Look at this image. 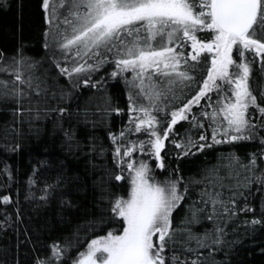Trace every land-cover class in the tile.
<instances>
[{
	"label": "snow or ice",
	"instance_id": "1",
	"mask_svg": "<svg viewBox=\"0 0 264 264\" xmlns=\"http://www.w3.org/2000/svg\"><path fill=\"white\" fill-rule=\"evenodd\" d=\"M42 7L46 59L55 75L47 69L37 75L40 62L23 52L8 57L0 51V73L10 76L0 80V98L19 105L16 112L35 111L36 118L71 116L61 105L76 89L99 91L108 79H123L127 108L105 95L104 106L95 109L101 115L93 124L107 128L110 143H93L90 150L110 152L114 165L96 182L98 203L107 206L89 230L103 234L81 241L77 228L53 240L34 264H215V254L229 243L228 223L253 212L254 188L264 193V86L257 93L251 83L254 65L264 73V0H42ZM106 65L111 71L94 79ZM60 78H66L64 85ZM34 97L37 107L26 109L24 100L31 104ZM51 99L56 107L47 106ZM89 112L86 105L75 114L87 121ZM112 113L128 118L118 131L111 129ZM181 121L188 128L177 138ZM57 123L71 141L74 130ZM166 141L185 157L237 141L257 147L246 159L235 151L221 155L199 179H185L178 168L168 170ZM20 147L5 145L12 152ZM149 161L167 175L158 179ZM43 163L33 166L24 199L38 208L57 203L63 219V211L75 207L72 193L63 174L37 187ZM0 175L6 176L0 227H7L8 208L19 201L11 194L14 172L6 162ZM182 202L185 214L176 224L173 213ZM260 212L244 222L264 224V198Z\"/></svg>",
	"mask_w": 264,
	"mask_h": 264
},
{
	"label": "trees",
	"instance_id": "2",
	"mask_svg": "<svg viewBox=\"0 0 264 264\" xmlns=\"http://www.w3.org/2000/svg\"><path fill=\"white\" fill-rule=\"evenodd\" d=\"M45 15L42 0H0V51L8 57L23 52L25 56L40 62L37 75L46 69L50 75H55V69L51 68L50 61L46 59L47 50L44 47L45 30L48 28ZM253 67L251 83L258 93L260 87L264 86V73L256 70L258 65ZM106 71H111L107 65L94 79L104 76ZM197 76L199 78L200 74L197 73ZM9 78V74L0 73V80ZM48 82L53 83L51 79ZM65 82L66 78L59 79L60 85ZM2 90L3 86L0 85V91ZM105 95L112 98L114 105L127 108V90L123 79H108L104 88L99 91L89 88L76 89L72 99L65 100L61 105L69 107L71 116L66 113L60 117L58 113H49L36 118L35 111L31 114L16 112L15 109L19 105L11 99L0 98V168L4 162L12 168L14 179L10 183L11 194L19 201L8 208L11 213L8 226L0 227V264H34L35 258L44 255L53 240H62L77 228L80 229L81 241L91 239L94 234H103L99 229L95 232L89 230L90 222L99 217L102 206H107L106 202L98 203L101 193L96 187V182L102 176L106 178V170H111L114 165L110 152L100 155L98 150L93 152L90 149L93 143L105 147L110 143L107 128L100 123L95 126L93 124V121L100 120L101 114L95 109L97 105L104 106ZM36 99L38 98L34 97L31 104L25 99L24 107L36 108ZM86 105L90 109L87 121L82 115L77 118L75 114L77 108L82 111ZM47 106L56 107V100L51 99ZM108 119L112 131H118L121 123H126L128 118L126 115L112 113ZM58 120L63 129L74 130V138L71 141L64 136L58 126ZM187 128V122H179L175 126L179 134L177 138L183 136ZM13 142L20 143L21 147L15 152L7 151L5 145ZM165 143L168 170L178 168L185 179H199L205 169L218 163L217 158L221 155L235 151L246 159L257 147V144L251 141H237L231 145H216L185 157L175 155L178 150L169 141ZM40 161L45 163L39 164L37 169L41 179V184L37 187H41L44 180L52 182L58 175L63 174L66 188L72 193L75 207L64 210L63 219L57 203L38 208L35 203L24 199L27 178L32 174L33 166ZM149 163L155 169L158 179L167 175L164 169L155 168L152 161ZM5 180L6 176L0 175V184ZM113 183L126 184L127 181ZM115 190L123 192V189ZM197 191L198 188L193 189V198ZM253 192L254 195L250 196L249 200L252 202L255 216L261 217L260 205L264 193L255 192V188ZM39 195L37 191V196ZM186 206L187 202H182V206L174 211V223L178 224L183 218ZM2 208L3 206H0V213ZM17 208L20 211L19 217L16 215ZM253 212L247 215L238 213L228 223L229 243L215 254V264H264V224L252 225L244 222L254 218ZM2 219L4 216L0 214V220ZM195 230L200 231V226H196ZM72 255H75V250Z\"/></svg>",
	"mask_w": 264,
	"mask_h": 264
}]
</instances>
